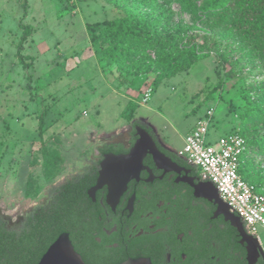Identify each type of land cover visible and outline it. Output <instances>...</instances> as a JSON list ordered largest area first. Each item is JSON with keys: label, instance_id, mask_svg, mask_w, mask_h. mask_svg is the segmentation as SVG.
Listing matches in <instances>:
<instances>
[{"label": "rangeland", "instance_id": "374dc122", "mask_svg": "<svg viewBox=\"0 0 264 264\" xmlns=\"http://www.w3.org/2000/svg\"><path fill=\"white\" fill-rule=\"evenodd\" d=\"M203 5V0L187 9L178 0H0V209L24 215L45 204L50 188L72 179L104 141L137 118L175 151L209 108L214 115L208 142L238 129L247 110L245 92L255 78H223L213 54L168 74L150 47L115 63L90 39L96 22L139 9L166 16L180 45L184 35L206 32L199 16ZM20 21L30 28L21 60ZM158 73L166 75L153 83ZM146 89L151 92L143 102ZM252 156L246 149L240 174L264 194V163ZM257 235L264 248V227Z\"/></svg>", "mask_w": 264, "mask_h": 264}, {"label": "flooded vegetation", "instance_id": "af4514ba", "mask_svg": "<svg viewBox=\"0 0 264 264\" xmlns=\"http://www.w3.org/2000/svg\"><path fill=\"white\" fill-rule=\"evenodd\" d=\"M137 125L151 136L171 164L157 163L147 150L137 175L127 180L118 195L104 184L90 197L88 189L96 183L103 155L127 154L138 138ZM178 151L163 143L155 128L140 118L99 146L96 158L89 163L94 181L74 211V224L64 231L84 264H264L260 241V249L249 247L224 214L217 212L214 202L195 193L194 185L205 181ZM47 194L45 204L34 206L24 215L0 209V264L39 263L51 243L40 252L37 241L23 237L28 217L51 202L50 191ZM67 259L54 258L52 264Z\"/></svg>", "mask_w": 264, "mask_h": 264}, {"label": "trees", "instance_id": "16d2710c", "mask_svg": "<svg viewBox=\"0 0 264 264\" xmlns=\"http://www.w3.org/2000/svg\"><path fill=\"white\" fill-rule=\"evenodd\" d=\"M178 1L187 9L193 7L195 0ZM203 1L199 16L206 32H190L184 35L180 45L171 33L166 16L149 15L139 9L128 10L120 18L96 22L93 25L97 29L90 39L102 57L115 63L128 55L144 54L150 47L154 50L155 61L165 65L168 74L186 70L213 54L223 70V78H255L250 79L252 82L245 92L247 110L244 119L232 132L244 136L252 158L264 163V0ZM23 5H26L25 1ZM19 25L23 29L16 45V55L21 60V43L28 37L30 28L23 26L21 21ZM165 75L156 74L152 82L158 83ZM220 86L221 81L215 88ZM148 129L152 130L151 127ZM94 178L92 165L87 164L72 179L53 186L49 190L51 202L38 207L28 217L23 239L37 241L40 252H43L59 234L71 228L76 220L74 211Z\"/></svg>", "mask_w": 264, "mask_h": 264}, {"label": "built area", "instance_id": "2783aa9c", "mask_svg": "<svg viewBox=\"0 0 264 264\" xmlns=\"http://www.w3.org/2000/svg\"><path fill=\"white\" fill-rule=\"evenodd\" d=\"M150 92V89L145 90L143 102L148 100ZM213 115L214 109L209 108L197 120L193 130L185 136L178 155L198 169L201 180L214 184L229 211L237 215L243 228L260 241L257 230L264 227V194L239 172L247 141L241 134L231 132L208 142L206 138Z\"/></svg>", "mask_w": 264, "mask_h": 264}, {"label": "water", "instance_id": "95a60500", "mask_svg": "<svg viewBox=\"0 0 264 264\" xmlns=\"http://www.w3.org/2000/svg\"><path fill=\"white\" fill-rule=\"evenodd\" d=\"M138 138L127 154H104L99 162L98 176L94 186L88 189V195L94 197V191L102 185L107 184L114 195H118L125 186L129 178L135 177L141 167V159L148 150L153 154L157 163L169 165L171 161L157 148L151 136L140 126H135ZM195 193L198 196L208 198L217 206V212L223 213L226 220L237 229L241 236V241H246L249 247L260 249L259 241L256 237L247 235L244 231L241 219L229 211V206L223 202L219 196L216 187L209 181L202 185L195 184ZM253 251V249H252ZM54 258H68L65 263L60 264H84L81 257L73 249L67 232H63L49 245L43 253L38 264H52ZM121 264H142L139 261H126Z\"/></svg>", "mask_w": 264, "mask_h": 264}, {"label": "crops", "instance_id": "0c3cea01", "mask_svg": "<svg viewBox=\"0 0 264 264\" xmlns=\"http://www.w3.org/2000/svg\"><path fill=\"white\" fill-rule=\"evenodd\" d=\"M153 128H154V127H153ZM155 131H156V130H155ZM106 141H107V140H106ZM104 142H105V141H104ZM104 142H103V143H104Z\"/></svg>", "mask_w": 264, "mask_h": 264}]
</instances>
